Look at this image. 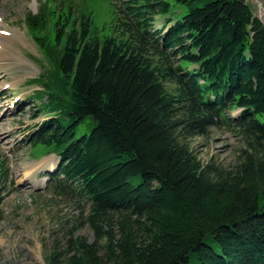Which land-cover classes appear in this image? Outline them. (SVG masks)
<instances>
[{
	"label": "trees",
	"instance_id": "trees-1",
	"mask_svg": "<svg viewBox=\"0 0 264 264\" xmlns=\"http://www.w3.org/2000/svg\"><path fill=\"white\" fill-rule=\"evenodd\" d=\"M121 1L103 24L73 6L27 16L58 86L32 80L55 116L30 139L58 151L53 189L95 235L72 231L48 264H264V21L247 0H175L189 12L163 34L169 0ZM222 125L245 147L202 162L191 140ZM8 182L0 156V197Z\"/></svg>",
	"mask_w": 264,
	"mask_h": 264
},
{
	"label": "rangeland",
	"instance_id": "rangeland-1",
	"mask_svg": "<svg viewBox=\"0 0 264 264\" xmlns=\"http://www.w3.org/2000/svg\"><path fill=\"white\" fill-rule=\"evenodd\" d=\"M44 1L0 0V18L5 21L2 28L22 35L21 40L10 43L11 47L12 44L14 46L4 48L0 55V154L7 158L9 180L14 182L13 187L9 186L6 192L1 191L0 264H48V257L57 243L64 244L72 231L76 235L89 238L91 242L95 241L94 232L86 223L89 207L85 203L58 195L49 187L36 189L30 184L32 182L34 187L43 186V182L36 180V171L47 156L36 158L30 155L32 146L24 142L32 132V126L49 115L44 112L39 119H34L35 114L42 112L41 103L44 100H37L36 105H33L31 97L39 85L29 83V80L46 71L45 80L55 88L58 87L54 83L57 79L49 71L51 65L42 55L24 23L29 13L37 14L41 11ZM67 1L79 4L82 0ZM169 1L172 7L176 5L175 0ZM247 1L255 14L264 21V0ZM85 2L95 10L96 22L100 24L112 14V5L108 0ZM51 5L55 6L52 0ZM188 12L187 7H181L178 18ZM164 23V17H157V27ZM19 56L24 59L23 62H19ZM41 82L43 85L44 80ZM6 85L9 87L5 88ZM237 115V111L231 113L232 117ZM93 127L92 121L86 119L79 126L76 138L89 134ZM191 144L202 162L214 160L225 164L234 163L241 148L246 145L239 132L227 125L212 128L206 137L193 138ZM48 149L46 145L36 144L32 154L41 156L50 150ZM43 170L45 168L40 170L38 179L44 176ZM34 178L39 182L37 185L33 184Z\"/></svg>",
	"mask_w": 264,
	"mask_h": 264
},
{
	"label": "bare ground",
	"instance_id": "bare-ground-1",
	"mask_svg": "<svg viewBox=\"0 0 264 264\" xmlns=\"http://www.w3.org/2000/svg\"><path fill=\"white\" fill-rule=\"evenodd\" d=\"M21 39H22V35L21 34H18L17 32L11 33L10 36L0 35V44L2 46L1 50L4 51V48L5 49H8L9 47H11L10 46V43L14 42L15 40H21ZM18 60H19V62H23L24 59H22V57L19 56L18 57ZM43 166H45V165H43ZM52 166H53L52 168L54 169L55 168V163L52 164ZM41 182H43V186H44V184H45L44 181L41 180ZM37 183H39V182L36 181L35 178H34L33 184L34 185H37ZM39 186L42 187V185H39Z\"/></svg>",
	"mask_w": 264,
	"mask_h": 264
}]
</instances>
